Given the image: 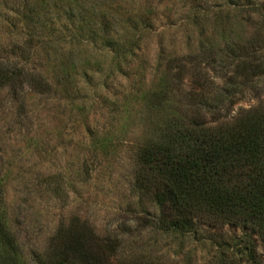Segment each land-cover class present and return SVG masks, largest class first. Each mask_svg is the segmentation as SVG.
I'll use <instances>...</instances> for the list:
<instances>
[{
  "label": "rangeland",
  "instance_id": "obj_1",
  "mask_svg": "<svg viewBox=\"0 0 264 264\" xmlns=\"http://www.w3.org/2000/svg\"><path fill=\"white\" fill-rule=\"evenodd\" d=\"M251 61L262 74L230 83ZM7 72L0 264H44L74 220L120 243L125 263L250 264L244 244H230L249 230L232 222L200 243L166 231L134 175L162 123L191 119L200 101L201 115L220 123L264 109V0H0Z\"/></svg>",
  "mask_w": 264,
  "mask_h": 264
},
{
  "label": "trees",
  "instance_id": "obj_2",
  "mask_svg": "<svg viewBox=\"0 0 264 264\" xmlns=\"http://www.w3.org/2000/svg\"><path fill=\"white\" fill-rule=\"evenodd\" d=\"M193 62L197 64L193 59L187 64ZM260 74V65L240 62L229 81L247 82ZM0 75V87L13 80L8 72ZM204 82L206 77L201 75L194 83L197 98H203ZM206 104L207 100L200 101V111L191 119L165 120L157 139L140 148L135 188L157 207L155 222L166 231L200 243L206 240L204 232L209 240V232L233 222L254 234L264 248V109L220 123L201 115ZM250 232L241 239L231 238L230 244L233 250L244 244L248 262L259 264ZM119 244L99 238L74 220L56 232L44 264H162L125 263L117 258Z\"/></svg>",
  "mask_w": 264,
  "mask_h": 264
}]
</instances>
